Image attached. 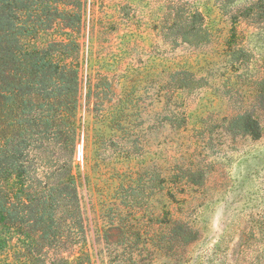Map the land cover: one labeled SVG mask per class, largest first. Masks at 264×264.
Returning a JSON list of instances; mask_svg holds the SVG:
<instances>
[{"label":"rangeland","instance_id":"1","mask_svg":"<svg viewBox=\"0 0 264 264\" xmlns=\"http://www.w3.org/2000/svg\"><path fill=\"white\" fill-rule=\"evenodd\" d=\"M67 2L82 11L71 36L27 41L61 43L53 59L78 66L80 131L73 148L68 124L39 126L31 141L41 157L28 160L67 161L78 175L77 255L87 264H264V0ZM194 12L208 33L199 45L177 29ZM5 85L0 75V146L14 152L23 114Z\"/></svg>","mask_w":264,"mask_h":264},{"label":"trees","instance_id":"2","mask_svg":"<svg viewBox=\"0 0 264 264\" xmlns=\"http://www.w3.org/2000/svg\"><path fill=\"white\" fill-rule=\"evenodd\" d=\"M67 1L0 0V75L8 84L5 97L10 87L7 99L14 97L23 114L21 139L14 142V152L7 142L0 146V263L4 264H87L83 253L77 255L85 243L78 175L73 174L67 161L45 168L28 160L41 157L37 151L43 145L35 147L31 141L39 133V126L47 130L52 124H68L73 148L80 131L74 121L80 88L78 66L53 59L54 47L61 43L38 47L27 41L50 31L71 36L66 31H75L76 22L82 21V11ZM202 19L199 12H194L191 19L185 18L178 25L184 42H205L208 33ZM198 20L200 25L196 24ZM0 93L4 94L2 87ZM41 107L46 109L38 118L37 109ZM54 109L58 124L51 123ZM246 121L242 118L244 129L249 126Z\"/></svg>","mask_w":264,"mask_h":264}]
</instances>
